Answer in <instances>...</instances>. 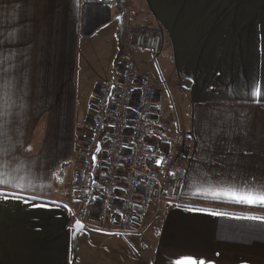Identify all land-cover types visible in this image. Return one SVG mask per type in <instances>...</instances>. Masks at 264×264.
Here are the masks:
<instances>
[{
	"label": "crops",
	"instance_id": "obj_1",
	"mask_svg": "<svg viewBox=\"0 0 264 264\" xmlns=\"http://www.w3.org/2000/svg\"><path fill=\"white\" fill-rule=\"evenodd\" d=\"M125 8L162 34L156 72L146 52L126 57L151 77L157 124L189 135L185 205L142 235L91 231L82 263L75 207L56 172L72 163L87 93L119 77ZM163 89L178 91L186 123L176 106L163 114ZM0 109V171L22 186L0 191L35 198L0 202V264H264V223L236 218L264 217V207L213 194L264 183V0H0ZM69 168L63 179L72 182Z\"/></svg>",
	"mask_w": 264,
	"mask_h": 264
},
{
	"label": "built area",
	"instance_id": "obj_2",
	"mask_svg": "<svg viewBox=\"0 0 264 264\" xmlns=\"http://www.w3.org/2000/svg\"><path fill=\"white\" fill-rule=\"evenodd\" d=\"M127 43L154 59L161 52L159 36L130 35ZM155 98L150 79L129 60L119 63L118 79L98 88L77 180L78 211L88 213L72 214L85 229L142 235L156 218L185 205L189 135L181 130L169 135L157 124Z\"/></svg>",
	"mask_w": 264,
	"mask_h": 264
},
{
	"label": "rangeland",
	"instance_id": "obj_3",
	"mask_svg": "<svg viewBox=\"0 0 264 264\" xmlns=\"http://www.w3.org/2000/svg\"><path fill=\"white\" fill-rule=\"evenodd\" d=\"M133 14H134V20L133 21L130 20L129 8L123 9L119 14L120 17L122 18V30H123L122 41H123V43H122V54H121L120 58L118 59V62L116 64V69L119 68L120 62L122 63V61H124V60H129L135 64L136 69H137L139 74L145 75L150 79L151 77L149 74L141 73L139 71L136 63L132 59H130L129 57H126L127 56L126 50H128V51H143L140 49H130L128 47L129 45L127 43V39H128V36H130V35L135 36V35H142L143 34L146 36H159L161 38L162 44H163L162 34L158 29L150 28L148 25H144V20L147 19V16H145V15H147V14L140 15L136 11L133 12ZM143 52H145V51H143ZM161 52H162V45H161ZM161 52H160V55H161ZM148 55L152 59V62H151L152 67L154 68V71L156 72L155 65H157V62H158L157 59L160 57V55L156 59H154L150 54H148ZM165 78H167V77H165ZM150 81L153 85V82L151 79H150ZM166 81H168V80H166ZM180 85L183 86L184 82L180 81ZM97 91H98V89L94 92V95L93 94L88 95V93H87L86 104L82 110L83 112L81 110H78V112H77V116H78V121H77L78 126L77 127H78V133L79 134L76 135V142H75L76 151H75L72 163L68 164L65 168H61L59 171L56 172V179H57V183L60 185V190L64 189L67 191V194L69 197V202L73 205V207H75L73 209V212L74 211L79 212L78 215L80 217H81V215L88 213V209L86 212H84L83 209L81 211H78V207H76V205L74 204L73 198H74V195L77 193L78 189L73 187V185H74L73 181L76 178V176H78L80 174V172L82 173V171L84 170L83 162H82V159L84 157V151H83L84 149L83 148L86 146L88 138L92 135L88 118H89V115L91 114V111L93 110L94 97H95ZM160 100H161V103L163 106V114L165 116L167 115L168 117H170V116L172 117L173 108H175V106H176L178 114L181 117H183V119H181L182 122L186 123L188 121L186 109L184 107L182 109H179L180 94L178 93L177 90L171 91V95L169 96L168 92H166V90L163 89V97H161ZM158 115H159V113H158ZM159 117H161V115ZM181 124L182 123L179 120L177 123L179 128L182 127ZM182 132H184V131H182ZM184 133H186V132H184ZM67 167L68 168L70 167L67 170L68 174L69 173L73 174L74 178L71 176L72 182L71 181L67 182V177H66V179H63L64 175H65V170ZM67 171H66V173H67ZM65 181H66V183H65ZM95 235H96V233L91 232L88 229H85V231L80 233L78 236L77 244H76V246H74V249L82 250V252L80 253L82 256L81 257L82 263H84V257H83L84 253L83 252H86V251H83L84 246H85V239L88 240V248H89V246L91 244V242H89V240L93 239Z\"/></svg>",
	"mask_w": 264,
	"mask_h": 264
},
{
	"label": "snow or ice",
	"instance_id": "obj_4",
	"mask_svg": "<svg viewBox=\"0 0 264 264\" xmlns=\"http://www.w3.org/2000/svg\"><path fill=\"white\" fill-rule=\"evenodd\" d=\"M119 19V17H117ZM251 95L256 98V103H261L260 96H261V87L259 82H254L252 85ZM7 113L0 109V120H4ZM0 127H3L2 124H0ZM191 138V137H189ZM29 151L31 149L29 148ZM100 149L97 147V152H99ZM92 160H96V156L92 157ZM157 164H160L161 161H156ZM4 162L0 161V168L4 167ZM6 177V173L3 171H0V185L4 186H10L13 188H20L22 190V186L20 184H12L10 180H8ZM216 197H225L227 200L239 204H245L249 206H260L264 207V183L259 184H253L251 188H249L247 185L245 188H241L237 190L236 188H225L221 189L219 191H216L213 193ZM32 199H35L34 197L25 198L22 195H19L15 192H6V191H0V202H9V201H15L20 202L24 204L30 203ZM33 207H41V205H32ZM208 215L213 216H225L229 215L228 213H208ZM237 219H246V220H259L260 222L264 223V217H258V216H246V217H236ZM75 228L77 231L81 230L83 228V225L77 221ZM173 264H205V260L203 259H194L191 257H183L176 259Z\"/></svg>",
	"mask_w": 264,
	"mask_h": 264
},
{
	"label": "water",
	"instance_id": "obj_5",
	"mask_svg": "<svg viewBox=\"0 0 264 264\" xmlns=\"http://www.w3.org/2000/svg\"><path fill=\"white\" fill-rule=\"evenodd\" d=\"M118 21H119L120 26L122 27V18L119 17ZM76 222H77V221H76ZM76 222H75L74 225H73V231H74V232H73V241H74V245H75V246H76V244H77L78 235H79L81 232H83L84 229H85V228H84V225L79 221V222L83 225V228H82L81 230L77 231L76 228H75Z\"/></svg>",
	"mask_w": 264,
	"mask_h": 264
}]
</instances>
